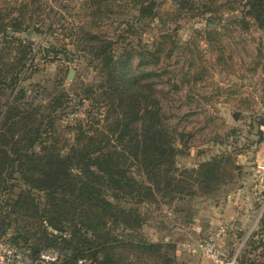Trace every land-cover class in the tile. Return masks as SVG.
I'll return each instance as SVG.
<instances>
[{"label": "rangeland", "instance_id": "374dc122", "mask_svg": "<svg viewBox=\"0 0 264 264\" xmlns=\"http://www.w3.org/2000/svg\"><path fill=\"white\" fill-rule=\"evenodd\" d=\"M156 1L160 2L157 17L140 21L131 0H100V8L92 0H0L6 10L28 4V28L14 34L31 42L36 66L22 76L24 102L46 105L49 90H65L68 106L58 117L57 129L66 142L71 141V127L84 119L92 105L84 98L86 85L92 86L91 97L99 98L103 91L102 78L89 63L91 55L82 48V32L112 37L118 54L133 45L143 57L133 59L132 69L141 74L140 90L162 108L179 149L177 166L196 167L222 155L226 174L210 194L142 204L145 219L140 233L147 241L174 245V252L163 249L171 264H215L200 246L210 240L223 264L233 259L235 264H264L263 250L255 243L264 240L259 224L264 182L253 164L264 122V31L251 17H246L247 27L239 21L245 0H194V8L188 10H180L174 0ZM96 7L102 18L92 16ZM109 9L112 13H106ZM131 26L134 30L128 33ZM50 43L67 52L55 59L44 56L41 49ZM12 185L9 203L24 187L15 179ZM5 197L0 196V205H5ZM16 217L31 221L20 214ZM32 226L28 227L31 240H41L33 235ZM6 230L10 235L25 232L12 220Z\"/></svg>", "mask_w": 264, "mask_h": 264}, {"label": "trees", "instance_id": "16d2710c", "mask_svg": "<svg viewBox=\"0 0 264 264\" xmlns=\"http://www.w3.org/2000/svg\"><path fill=\"white\" fill-rule=\"evenodd\" d=\"M99 1L92 3L100 8ZM174 1L180 10L194 8V0ZM131 2L138 20L157 17L159 1ZM27 6L0 7V196H6L0 205V233L15 221L25 232L15 231L13 241L28 244L33 254L40 248L57 250L62 255L58 264H79V259L85 264H144L148 258L152 264H171L163 249L174 252V245L147 241L140 233L145 219L141 205L216 191L225 181L223 156L179 168V149L162 108L140 90L141 74L132 69L133 59L143 56L133 45L118 54L116 40L88 31L82 32V48L91 55L89 63L98 70L103 91L99 98L91 97L92 86L86 85L84 98L92 105L71 127L73 137L66 142L57 129L68 106L65 90H49L46 105L24 102L22 76L36 66L31 42L14 34L28 28ZM244 6L239 21L247 27L246 17H251L264 31V0H245ZM97 7L92 16L102 18ZM41 51L51 59L67 52L52 43ZM14 179L24 187L9 203ZM17 214L31 221L20 222ZM259 224L264 229V210ZM29 226L41 240H31ZM255 243L264 256V240Z\"/></svg>", "mask_w": 264, "mask_h": 264}, {"label": "built area", "instance_id": "2783aa9c", "mask_svg": "<svg viewBox=\"0 0 264 264\" xmlns=\"http://www.w3.org/2000/svg\"><path fill=\"white\" fill-rule=\"evenodd\" d=\"M260 131L259 151L253 159V164L260 181L264 182V122L260 125ZM200 246L215 264H223L212 240L206 244L200 243ZM61 258L62 255L52 248H40L36 254H33L28 244L13 241L12 235L8 232L0 233V264H58ZM78 263L85 264V260L79 259ZM229 264H235V259Z\"/></svg>", "mask_w": 264, "mask_h": 264}]
</instances>
